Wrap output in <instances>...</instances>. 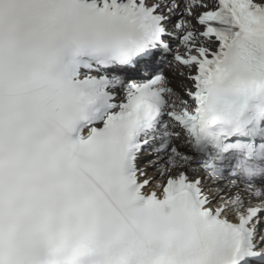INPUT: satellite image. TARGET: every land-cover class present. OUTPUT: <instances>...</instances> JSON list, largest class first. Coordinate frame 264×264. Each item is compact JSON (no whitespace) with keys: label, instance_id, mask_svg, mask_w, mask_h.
<instances>
[{"label":"snow or ice","instance_id":"snow-or-ice-1","mask_svg":"<svg viewBox=\"0 0 264 264\" xmlns=\"http://www.w3.org/2000/svg\"><path fill=\"white\" fill-rule=\"evenodd\" d=\"M0 264H264V0H0Z\"/></svg>","mask_w":264,"mask_h":264}]
</instances>
